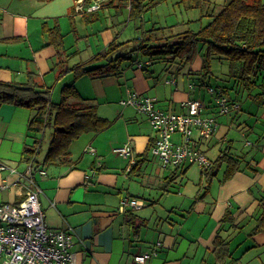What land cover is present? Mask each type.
Returning a JSON list of instances; mask_svg holds the SVG:
<instances>
[{"label":"crops","instance_id":"1","mask_svg":"<svg viewBox=\"0 0 264 264\" xmlns=\"http://www.w3.org/2000/svg\"><path fill=\"white\" fill-rule=\"evenodd\" d=\"M100 11L105 28L84 37L78 32V23H92H86L82 11L76 10V0H0V81L48 90L54 103L58 102L53 100L57 88L60 100L62 87L74 84L80 97L95 106L97 116L110 122L104 130L83 133L72 141L70 164L62 158L47 164L44 159L53 129L34 134L28 130L34 110L2 105L0 167L5 169H0V205L19 204L28 191H36L48 228L70 234L76 264H141L135 260L138 255H146L143 264H264V232L248 236L264 193V133L256 131L260 120L264 124V105L254 103L261 109L260 119L244 111L250 118L241 119L249 129L242 132L241 150L227 135L220 136V119L214 135L199 144L206 156L214 147L219 153L228 148L230 156L240 161L239 171L226 182H221L225 164L208 187L198 165L162 168L150 152L155 131L148 117L121 101L128 92L139 93L155 98L157 109L175 114L187 113L185 102L200 101L206 105L204 115L218 116L212 100L208 102L205 96L207 81L199 74L201 55L182 77V70L170 68H165V74H156L148 57L134 53L131 61L123 63L118 77L75 80L70 71L75 65L120 36L110 10ZM123 15L127 19L126 11L120 17ZM53 28L63 34L61 50L50 44L48 30ZM68 34L72 41L87 38L92 54L75 60L67 53ZM236 103L240 109L231 112L236 114L232 127L242 109L240 100ZM248 132L252 134L249 138ZM35 140L40 141L39 155L31 167L25 150ZM173 141L180 143L181 136L175 134ZM127 143L132 145L130 157L114 151ZM127 199L137 200L139 206L122 207ZM227 212L233 213L238 229L232 223H221ZM218 235L228 242L231 257L217 255Z\"/></svg>","mask_w":264,"mask_h":264},{"label":"trees","instance_id":"2","mask_svg":"<svg viewBox=\"0 0 264 264\" xmlns=\"http://www.w3.org/2000/svg\"><path fill=\"white\" fill-rule=\"evenodd\" d=\"M167 0H102L99 9L113 10L114 16L127 13V20L143 21L146 13L154 10ZM187 1L188 7L200 8L198 0ZM93 5V0H85L82 17L86 23H93L99 18V9L87 11ZM206 26L198 31L187 30L173 33L176 25L168 27L152 26L149 29L138 28L140 37L125 42L115 38L101 51L86 62L75 65L70 71L75 80L82 76L92 78L104 75L120 76L124 62L131 61L137 53L149 58V65L162 60L175 65V72H180L184 63H191L201 55L202 65L200 76L203 82L211 75V62H226L228 65V80L232 87H221L231 102L240 100V94L245 95L257 105H264V0H225L216 6L210 14ZM89 17H95L91 20ZM50 44L56 49H63V34L59 28L48 30ZM131 45L130 50L120 53L122 48ZM148 65V66H149ZM147 72V69H144ZM233 90L234 95L229 93ZM73 100V101H72ZM4 104H17L34 110L35 115L29 123L28 130L41 134L47 128H52V138L46 153L44 163L66 160L70 164L69 147L72 141L83 133L100 132L110 125L105 119L97 116L95 106L80 97L74 84L62 87L60 100L52 102L48 90H37L35 85H17L0 81V107ZM40 141L35 140L26 148L27 162L31 167L37 162ZM149 150V149H148ZM228 148L221 151L210 167L202 171L204 183L208 187L216 177L220 166L225 164L221 182L229 180L240 169V161L230 156ZM61 160V161H62ZM134 216L132 217V220ZM253 227L248 233L252 237L264 232V193L259 199L258 212L252 218ZM221 223H232L233 213L227 212ZM242 228V227H240ZM216 253L218 256H230L228 242L221 236L216 237Z\"/></svg>","mask_w":264,"mask_h":264},{"label":"built area","instance_id":"3","mask_svg":"<svg viewBox=\"0 0 264 264\" xmlns=\"http://www.w3.org/2000/svg\"><path fill=\"white\" fill-rule=\"evenodd\" d=\"M84 2L76 0V10L83 11ZM99 2L96 0L87 11L97 10ZM207 91L218 109V115L240 109L238 103L231 102L221 91L213 87H208ZM155 103V98L133 92H128L127 98L121 101L122 105L132 106L148 117L155 131L150 152L160 160L162 168L198 165L203 170L208 169L212 162L199 144L210 139L217 131L216 117L204 115L206 105L200 101L185 102V114L167 113L157 109ZM175 134L181 136L180 143L173 141ZM114 151L123 157H130L132 145L127 143ZM0 169L5 168L1 166ZM29 183H33L32 179H29ZM126 206L136 208L139 204L135 199H127L122 207ZM70 247V234L49 229L46 225L36 191H28L19 204L0 205V264H76ZM135 260L143 264L146 255H138Z\"/></svg>","mask_w":264,"mask_h":264},{"label":"rangeland","instance_id":"4","mask_svg":"<svg viewBox=\"0 0 264 264\" xmlns=\"http://www.w3.org/2000/svg\"><path fill=\"white\" fill-rule=\"evenodd\" d=\"M198 1H200V4H201L200 8L190 9L188 7V5L190 4L187 1L184 3L182 0H167L164 3L160 4L159 6H157L154 10L146 13L145 16L143 17L142 22H140L139 20L128 21L124 15H123L124 17H120L121 15L116 17L114 16L113 10H110V13L112 17L117 20L118 24H116L117 28L115 29L118 31L116 32L120 34L119 36L120 42H125L128 40H132L137 37H140L141 34L139 33V30H138L139 27H141V30H145V29L151 28L152 26L168 27V26L176 25L172 31L174 34L184 32L187 30L196 32L200 30L201 27L206 26L208 24L210 18L206 14H210L216 6L222 5L225 2V0H198ZM191 3H193V0ZM101 12L102 11L99 12L98 16L100 17L98 18V20L93 22L91 25L84 26L81 23H78L79 24L78 32L80 35L85 37V35L89 33L94 34L100 31L101 29L105 28L107 23H106V19L103 18V15ZM114 22L116 21L114 20ZM71 37H73L72 34H68L66 36L67 53L71 55L73 54L72 56L74 57L75 60H84L85 58H87L88 54H92L91 49H88L87 47V38L83 37L81 40L77 42L74 40L72 41ZM91 39H92L91 41H93V38ZM92 43H94V41ZM68 47L70 48L68 49ZM77 49L78 51L80 50L79 54H78V51H76ZM126 49L130 50L131 45L126 48L125 47L122 48L120 50V53L125 52ZM100 50L101 48L98 49V51ZM74 52H77V53L74 54ZM194 62L195 61L191 63L189 62L184 63L182 67V71L179 74V77H182V74L184 72H187L191 68V66H193ZM165 68H170L171 69L170 71H173V72L175 71V65L170 64L167 61L166 62L162 61V60L155 62L150 67L151 70L156 71L157 72L156 74H159V75L166 73ZM227 74H228V65L226 64V62L220 63L217 60H212L211 75L207 79V84L203 86L205 88L206 99H209L208 102L212 100V97L207 91L208 87H213L214 89L218 91H222L221 87H230V88L232 87V82L231 80H228L229 76H227ZM56 90L57 91L54 97L55 99L53 98V100L59 101L58 99L59 97L57 95L59 90L58 88ZM229 93L231 95H234L233 90H229ZM240 102L242 104V109L239 112L240 114L238 113L239 115L236 117V121L233 123L235 127H232L231 125L232 119L236 116L235 113H231L228 116L225 115V117H221L220 115L215 116V117H217L216 118L217 120L220 119V126H221L220 136L227 135V138L229 140L235 141L236 144L234 147L241 150L242 149L241 146H243L241 135H242V132L246 130V128L248 129V127H245L244 125L241 124L242 122L241 119L243 118L247 119L249 117V115L244 111L249 110L252 113L257 114L258 118L260 119L261 109L257 107V105H255L254 102L245 95V93L240 94ZM217 110L218 109L216 108V111ZM227 119L229 120V124L226 123ZM256 124H258V122H256ZM256 131L258 132L262 131V133H264V124L262 123V120H260L259 124L256 126ZM251 135L252 134L248 132L247 137L249 138V136ZM47 136L48 135L45 136L43 146H42V151L44 152L46 150L45 148H46V144L48 141ZM225 147H226L225 145L222 146V149H225ZM207 155L209 159L215 160V158L219 155L218 147H214L213 150L208 151ZM223 165L224 164H222L221 166ZM221 166L219 169L220 170L219 175H221L225 165L223 167Z\"/></svg>","mask_w":264,"mask_h":264}]
</instances>
